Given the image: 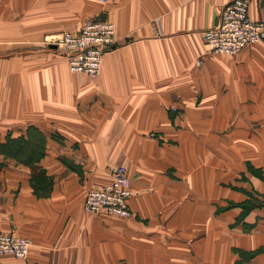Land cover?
Masks as SVG:
<instances>
[{"label":"crops","instance_id":"1","mask_svg":"<svg viewBox=\"0 0 264 264\" xmlns=\"http://www.w3.org/2000/svg\"><path fill=\"white\" fill-rule=\"evenodd\" d=\"M229 1L0 0L15 56L12 76L0 63V141L45 138L43 183L0 155V233L31 242L0 264H264V43L225 56L201 38ZM248 1L264 23V0ZM92 19L116 40L93 80L35 45ZM118 165L131 217L87 214Z\"/></svg>","mask_w":264,"mask_h":264},{"label":"built area","instance_id":"2","mask_svg":"<svg viewBox=\"0 0 264 264\" xmlns=\"http://www.w3.org/2000/svg\"><path fill=\"white\" fill-rule=\"evenodd\" d=\"M104 3L105 0H99ZM248 0H230L221 10L216 25L201 34L208 51L216 55L236 56L249 46L264 43V23L249 16ZM155 37H161L160 22L153 25ZM116 43L114 25L108 20L86 21L75 33L63 32L48 42L65 58L69 71L90 80L101 73L104 56ZM171 111L175 112L173 107ZM110 182L87 190L83 208L89 215H110L123 219L131 217L129 200L133 196L127 169L114 166L109 169ZM31 248L27 239L0 233V257L11 256L25 260Z\"/></svg>","mask_w":264,"mask_h":264},{"label":"rangeland","instance_id":"3","mask_svg":"<svg viewBox=\"0 0 264 264\" xmlns=\"http://www.w3.org/2000/svg\"><path fill=\"white\" fill-rule=\"evenodd\" d=\"M105 3V2H104ZM85 23V22H84ZM82 27V26H81ZM80 27V28H81ZM63 33V32H62ZM69 33H72V32H69ZM75 33V32H74ZM61 34V33H60ZM59 34V35H60ZM56 36H58V35H56ZM56 36H51V37H44L42 40H40V41H38L37 43H35V45L36 46H38V48H41V47H45L47 44H48V42L49 41H51V39H54ZM13 37H7L6 39L4 38V37H0V63H7V66H9V67H11V65H13L11 62H14V60H15V56L13 55L14 54V45L13 44H9V42L8 41H10L11 43H13ZM8 40V41H7ZM24 46V45H23ZM19 47V45H17V48ZM17 51H19V49H17L16 50V52ZM24 51V50H23ZM23 53V52H22ZM59 53V52H58ZM60 54V53H59ZM20 59H23V58H18L17 60H20ZM67 63V62H66ZM67 67H68V65H67ZM12 68V67H11ZM68 70H69V68H68ZM70 72V71H69ZM13 73H14V71H13V68H12V70H10V74H11V76L13 75ZM71 73V72H70ZM71 74H73V73H71ZM74 75H76V74H74ZM5 87L6 88H9V87H11V84H9V85H5ZM10 89V88H9ZM7 96H8V94H7ZM171 108L172 107H170V111H171ZM174 108V107H173ZM175 109V108H174ZM171 112H173V111H171ZM29 128H31V127H28L27 129H25V135H23V136H19V137H17V138H14V137H12L11 136V134L10 133H7L6 135H5V137H4V140L3 141H0V144H3L5 147H7V145H9L10 143H9V140H12V141H19L20 139H28L29 137L32 139V140H34V141H37L38 140V135H37V133H35V132H30L29 131ZM38 143H36V145L35 146H30V147H28V148H30L29 150L30 151H33V152H28L29 153V155L27 154V155H20V154H18L16 151H17V149H18V146L20 145L21 146V144L22 143H17L18 145L17 146H14V147H12V150H10V148H7L9 151H8V154L9 155H13V156H16L17 158H18V160H21V161H31V160H33V161H35L37 158H38V156H39V154H40V148H41V144H40V142L39 141H37ZM14 148V149H13ZM0 149H2L1 147H0ZM25 150V149H24ZM9 152H11V153H9ZM2 156H4V155H2ZM4 157H6V156H4ZM29 157V158H28ZM8 158V157H7ZM28 158V159H27ZM8 159H11V158H8ZM11 160H13V159H11ZM15 161V160H14ZM16 162V161H15ZM118 166H122V165H118ZM125 167V166H124ZM126 168V167H125ZM131 188V187H130ZM132 191V190H131ZM133 193V192H132ZM132 198V197H131ZM84 209V208H83ZM11 257V256H10Z\"/></svg>","mask_w":264,"mask_h":264},{"label":"trees","instance_id":"4","mask_svg":"<svg viewBox=\"0 0 264 264\" xmlns=\"http://www.w3.org/2000/svg\"><path fill=\"white\" fill-rule=\"evenodd\" d=\"M29 131L30 132H35V133H37V135H38V140L37 141H39L40 142V144H41V148H40V154H39V156H38V158L35 160V161H33V160H31V161H21V160H18V158L16 157V156H13V155H9L8 154V149L7 148H10V150H12V147H14V146H17L18 144L17 143H22L21 144V146L19 145L18 146V149H17V153L18 154H20V155H29V153L28 152H33V151H30L29 149L30 148H28V147H32V146H35L36 145V143H38L37 141H34V140H32L30 137L28 138V139H20L19 141H12V140H9V145H7V147H5L3 144H0V147L2 148V149H0V155H4V156H6V157H8V158H11V159H13V160H15L18 164H21V165H24V166H26V167H29V168H33V167H35V165L43 158V156L45 155V138L41 135V133H39L35 128H33V127H31V128H29ZM14 149V148H13ZM25 149V150H24ZM9 153H11V152H9ZM29 158V157H28ZM27 158V159H28ZM34 169V168H33ZM34 172H36V174H34L33 175V179H36V180H41L42 181V183L45 181L44 180V178H43V172H41V171H36V169H34L33 170ZM43 186L44 187H42V190L40 191V193H39V195H46V193H47V190L46 189H48V186H50V184L48 185V184H46V185H44L43 184Z\"/></svg>","mask_w":264,"mask_h":264}]
</instances>
